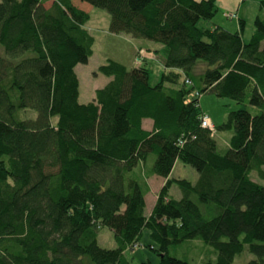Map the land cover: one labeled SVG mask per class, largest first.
Returning <instances> with one entry per match:
<instances>
[{
	"label": "trees",
	"instance_id": "16d2710c",
	"mask_svg": "<svg viewBox=\"0 0 264 264\" xmlns=\"http://www.w3.org/2000/svg\"><path fill=\"white\" fill-rule=\"evenodd\" d=\"M79 1L109 14L110 33L159 43L162 69L153 81V68L108 59L97 71L109 81L80 103L88 11L0 0V264H132L144 229L156 264H195L169 255L194 239L216 253L198 264H233L245 246L246 264H264V185L250 176L264 180V0L247 42L236 13V31L206 26L216 0ZM207 90L240 105L215 125L228 148L200 126ZM176 161L194 183L170 176ZM150 175L166 181L147 215ZM102 228L115 248L98 244Z\"/></svg>",
	"mask_w": 264,
	"mask_h": 264
},
{
	"label": "rangeland",
	"instance_id": "374dc122",
	"mask_svg": "<svg viewBox=\"0 0 264 264\" xmlns=\"http://www.w3.org/2000/svg\"><path fill=\"white\" fill-rule=\"evenodd\" d=\"M261 0H240L238 12L239 17L244 20V28L242 33L243 41L247 42L253 31V20L256 15H261L259 11V2ZM75 4L82 9H86L90 15L89 20L86 23V28L94 38L92 46V55L90 56L86 64L78 65L76 69L77 77L80 81V89L82 90L81 100L90 102L94 99V92L96 89L103 87L109 78L103 76L97 71V68L106 63L108 59H113L126 66H148L153 68L152 80H157L159 71L162 69V59L157 53L161 45L156 42H151L145 39H133L125 34H112L109 32V14L100 8H93L91 6H82L83 2L74 0ZM50 1L45 3V6H49ZM87 6V5H86ZM240 10V11H239ZM230 12L223 8H219L218 12L211 21L206 22L207 27L214 25H220L228 31H236L237 20L229 17ZM225 14H228L225 16ZM232 14V13H230ZM238 17V18H239ZM155 49H153V45ZM158 44V46L156 45ZM132 63V64H131ZM203 68L202 64H199L195 69V73H200ZM199 105L202 110H205L210 118L213 126L212 135H214L218 148L223 149L228 147V139L232 132L221 131L216 132L215 125H219L226 118L230 111L236 110L240 105L227 98H220L215 95L212 90L205 91L199 98ZM26 116L35 117V113H28ZM250 176L253 180L258 181L264 185V180L258 179L255 172H251ZM172 177V176H171ZM173 177L185 178L190 182L196 181L197 173L189 165H185L179 161H176L175 168L173 171ZM156 180L149 181L151 184L150 194L147 196V208H149L151 202L157 195L159 184ZM163 186V185H162ZM160 190V189H159ZM152 193V194H151ZM169 196L175 199L180 198V191L176 185H172L168 192ZM98 244L103 248L112 249L116 247L113 239V232L108 228L100 229L98 233ZM151 243L148 237V230L144 229L139 242V245L134 249L130 246L126 251V255L131 258L132 264L144 262L149 260L151 263L156 264L159 261V256L149 249L148 245ZM169 255L179 258L186 259L192 263L198 264L205 260H215L216 253L214 249L204 244L199 239L189 240L182 242L169 249ZM255 258L254 255L250 254L247 247L236 255L233 259V264H246L249 260Z\"/></svg>",
	"mask_w": 264,
	"mask_h": 264
},
{
	"label": "crops",
	"instance_id": "0c3cea01",
	"mask_svg": "<svg viewBox=\"0 0 264 264\" xmlns=\"http://www.w3.org/2000/svg\"><path fill=\"white\" fill-rule=\"evenodd\" d=\"M239 2H240V0H216V4H217V6H218V8H223V9H225V10H227L228 12H230V13H236L237 14V12L236 11H238V6H239ZM240 11V10H239ZM229 13V14H230ZM239 14H240V12H238ZM239 14H238V16H239ZM240 18V17H239ZM153 45V47H154V44H152ZM157 46H158V44H156ZM156 47V46H155ZM155 47L153 48V49H155ZM155 50H157V49H155ZM89 60V59H88ZM88 62V61H87ZM80 65V64H79ZM77 67H78V65L74 68V71H75V74L77 75V73H76V69H77ZM78 78V77H77ZM81 94H82V90L80 89V81H79V78H78V101L80 102V103H86L87 101H89V100H87V101H82L80 98H81ZM201 111H203L204 113H206V111L205 110H202L201 109ZM207 114V113H206ZM151 126H152V121L150 120V119H144L143 121H142V127L144 128V129H146V130H150V128H151ZM226 148H228V147H226ZM175 164H176V162H175ZM175 164H174V167H173V169H172V171H171V173H170V176H172L173 177V171H174V168H175ZM177 178H180V177H177ZM197 178V177H196ZM148 180L149 181H152V180H156L157 182H158V184H159V187H158V190H157V195H158V192H159V189L162 187V185H164V183H165V181H166V179L165 178H162V177H159V176H156V175H150V176H148V177H146V183H147V186H148V192L146 193V195L144 196V200H145V212H146V214L148 215L150 212H151V209L153 208V206H154V204H155V201H156V199H157V195L155 196V199L151 202V204H150V206H149V208H147V196L150 194V189H151V184L150 183H148ZM155 181V182H156ZM152 194V193H151Z\"/></svg>",
	"mask_w": 264,
	"mask_h": 264
},
{
	"label": "built area",
	"instance_id": "2783aa9c",
	"mask_svg": "<svg viewBox=\"0 0 264 264\" xmlns=\"http://www.w3.org/2000/svg\"><path fill=\"white\" fill-rule=\"evenodd\" d=\"M229 17H231V18H233V16L231 15V16H229ZM197 95V94H196ZM198 97V96H197ZM200 126L202 127V128H205V129H208V130H210V131H212L213 132V126H212V123H211V121H210V118L208 117V115L207 114H205V113H203L202 112V114L200 115Z\"/></svg>",
	"mask_w": 264,
	"mask_h": 264
},
{
	"label": "bare ground",
	"instance_id": "6f19581e",
	"mask_svg": "<svg viewBox=\"0 0 264 264\" xmlns=\"http://www.w3.org/2000/svg\"><path fill=\"white\" fill-rule=\"evenodd\" d=\"M231 15H232V16H233V18L235 19V16H234L233 14H229L228 16H231Z\"/></svg>",
	"mask_w": 264,
	"mask_h": 264
},
{
	"label": "clouds",
	"instance_id": "9594fccd",
	"mask_svg": "<svg viewBox=\"0 0 264 264\" xmlns=\"http://www.w3.org/2000/svg\"><path fill=\"white\" fill-rule=\"evenodd\" d=\"M238 15V14H237ZM204 113V112H203ZM206 114V113H205ZM209 117V116H208Z\"/></svg>",
	"mask_w": 264,
	"mask_h": 264
}]
</instances>
